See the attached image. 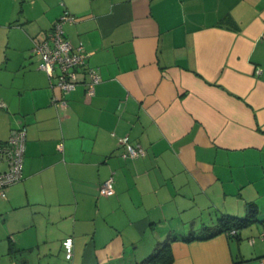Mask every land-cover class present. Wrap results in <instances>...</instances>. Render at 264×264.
<instances>
[{
	"label": "crops",
	"instance_id": "crops-1",
	"mask_svg": "<svg viewBox=\"0 0 264 264\" xmlns=\"http://www.w3.org/2000/svg\"><path fill=\"white\" fill-rule=\"evenodd\" d=\"M65 10L101 80L58 109L30 50ZM20 125L0 264H264V0H0V145Z\"/></svg>",
	"mask_w": 264,
	"mask_h": 264
},
{
	"label": "built area",
	"instance_id": "built-area-1",
	"mask_svg": "<svg viewBox=\"0 0 264 264\" xmlns=\"http://www.w3.org/2000/svg\"><path fill=\"white\" fill-rule=\"evenodd\" d=\"M75 16L65 10L54 22L53 26L46 32L45 36L35 41L31 47V53L38 58V67L45 71L51 88L57 87L60 96L53 95L51 104L58 109L67 107L66 96L73 91L79 83L85 86V93L91 96L95 86L101 80L98 68L88 63L89 52L84 49L83 44L73 46L66 38L63 24L71 22ZM25 127L18 126L11 130L7 141L0 145V158L5 159L7 169L0 171V197L6 196L5 189L10 184L19 181L22 177L21 167L24 153ZM122 151L120 155L124 158H135L144 154V149L129 142L127 136L120 139ZM113 177H108L99 187L101 195L113 194ZM230 233H234L232 229ZM264 238V231L259 233ZM254 237L250 238V242ZM65 257H72V238L66 237L62 242Z\"/></svg>",
	"mask_w": 264,
	"mask_h": 264
},
{
	"label": "trees",
	"instance_id": "trees-1",
	"mask_svg": "<svg viewBox=\"0 0 264 264\" xmlns=\"http://www.w3.org/2000/svg\"><path fill=\"white\" fill-rule=\"evenodd\" d=\"M255 220L256 219L254 217V213L249 214L248 217L239 218V219L222 218L220 221L219 230H221V231L223 230V231L227 232L228 234H230V231L233 229L234 233H235L237 228L242 227V226H246ZM156 258H161V254L158 256H157V254H153L150 259L155 260ZM162 260L169 262L171 260V256L168 255L166 258L163 257Z\"/></svg>",
	"mask_w": 264,
	"mask_h": 264
}]
</instances>
